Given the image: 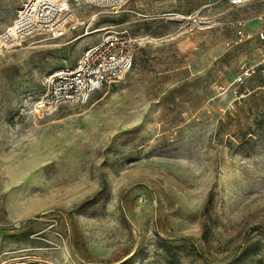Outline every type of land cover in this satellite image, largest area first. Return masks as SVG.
I'll use <instances>...</instances> for the list:
<instances>
[{
    "label": "rangeland",
    "instance_id": "rangeland-1",
    "mask_svg": "<svg viewBox=\"0 0 264 264\" xmlns=\"http://www.w3.org/2000/svg\"><path fill=\"white\" fill-rule=\"evenodd\" d=\"M25 1L0 0V31ZM261 10L264 0L81 5L65 35L3 52L0 256L261 264L264 41L239 34L257 29ZM107 30L138 37L134 68L87 103L36 114L43 77ZM243 64L256 70L237 82Z\"/></svg>",
    "mask_w": 264,
    "mask_h": 264
},
{
    "label": "built area",
    "instance_id": "built-area-1",
    "mask_svg": "<svg viewBox=\"0 0 264 264\" xmlns=\"http://www.w3.org/2000/svg\"><path fill=\"white\" fill-rule=\"evenodd\" d=\"M128 0H27L18 9L10 25L0 31V55L34 36L57 39L74 29L79 21L75 11L81 5H95L117 13ZM242 6L260 0H226ZM75 18V19H73ZM258 22L252 32L239 31L240 40L253 37L264 41V10L257 12ZM244 26L245 20L235 21ZM139 39L122 30H107L98 40L87 46L73 66H61L42 79V91L33 101L36 114H43L64 104H84L105 87L120 82L135 65ZM254 66L243 64L237 82H243L255 72ZM19 226V223L16 224ZM0 264H58L30 254L18 257L0 256Z\"/></svg>",
    "mask_w": 264,
    "mask_h": 264
},
{
    "label": "trees",
    "instance_id": "trees-1",
    "mask_svg": "<svg viewBox=\"0 0 264 264\" xmlns=\"http://www.w3.org/2000/svg\"><path fill=\"white\" fill-rule=\"evenodd\" d=\"M259 261L261 262V264H264V260L263 259H260ZM238 262H239V258L238 259H235L232 262L227 263V264H238Z\"/></svg>",
    "mask_w": 264,
    "mask_h": 264
},
{
    "label": "bare ground",
    "instance_id": "bare-ground-1",
    "mask_svg": "<svg viewBox=\"0 0 264 264\" xmlns=\"http://www.w3.org/2000/svg\"><path fill=\"white\" fill-rule=\"evenodd\" d=\"M74 19V18H73ZM98 30H95L94 32H97ZM91 32L88 30L86 33H84L82 36H86L88 34H90Z\"/></svg>",
    "mask_w": 264,
    "mask_h": 264
}]
</instances>
